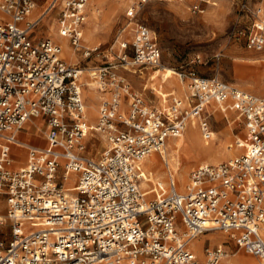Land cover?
I'll use <instances>...</instances> for the list:
<instances>
[{"label": "built area", "instance_id": "2783aa9c", "mask_svg": "<svg viewBox=\"0 0 264 264\" xmlns=\"http://www.w3.org/2000/svg\"><path fill=\"white\" fill-rule=\"evenodd\" d=\"M89 0H0V264H221L230 262L223 243H191L207 233L225 234L257 264H264V95L244 90L218 75L201 74L199 58L169 68L186 95L160 93L166 107L147 99L155 88H133L123 70L139 77L165 69L155 32L144 23L117 29L109 53L87 67L103 96L93 131L103 146L86 150L89 128L80 75L62 47L48 37L33 39L40 21L56 12L58 35L89 58L83 47ZM151 0H133L132 19ZM184 2L192 13L209 0ZM248 24L237 30L250 49L264 46V0H239ZM38 9L36 14L34 10ZM86 68V69H87ZM106 94V95H105ZM224 104L242 121L245 150L217 163H200L182 190L168 180L152 181L143 161L159 153L192 118L211 138L209 105ZM41 121L44 146L17 137ZM26 149L24 165L13 167L12 146ZM167 166V164H165ZM62 180V181H61ZM66 182L73 185L69 190ZM243 264V263H235Z\"/></svg>", "mask_w": 264, "mask_h": 264}, {"label": "rangeland", "instance_id": "374dc122", "mask_svg": "<svg viewBox=\"0 0 264 264\" xmlns=\"http://www.w3.org/2000/svg\"><path fill=\"white\" fill-rule=\"evenodd\" d=\"M238 1L239 0H209L208 3L203 2V12L192 13L188 10L184 2L151 0L142 4L137 10L136 15L129 20L125 16V11L133 0H124L118 8L115 6V9L108 10L110 11L108 19L105 16L107 14H104L105 12L102 9L100 10L98 18L96 19L97 22L94 25L96 39L92 43L85 39L86 24H88L87 22L89 21L93 9L92 0H89L88 6L86 7V24L84 26L81 43L83 47H89L90 44L96 45L97 43L100 44L99 48L94 51L89 58H83L81 51L75 52L73 49L72 51L75 53L74 57L71 58L67 56L64 51L62 55L68 63L77 64L84 68L98 65L105 60V54L109 53L110 45L113 43L120 25L127 21L141 22L155 32L158 45L161 49V63L163 66L167 68L186 66L191 63L193 58H199V62L196 63L195 67L201 74L218 75L221 79L233 83L244 90L256 94H264V47L258 50L247 48L245 45V36L238 35L237 30L248 24L246 16L240 13L237 8L236 4ZM49 21L50 18L48 17L44 21V27L36 29L35 34H38L37 37H46L49 35ZM49 36L53 38L56 37L59 43H61V37L54 34V31L53 34ZM65 42L67 46H69L66 39ZM123 73L132 83L133 88L141 91L142 83L145 80L137 78L136 75L126 70H123ZM82 76V81L92 78L87 72H83ZM159 77L160 74H155L153 78L152 82L155 86L161 84V79ZM176 84L178 88L181 86L185 88V86L181 85L179 82H176ZM185 89H182L180 95L186 94ZM81 90L82 96L85 99L86 113H88V123L91 130L85 137L86 151L91 155H98L102 149L103 141H101L99 135L93 131V126L97 118V107L100 99H97V96L95 97L94 109H92L93 114L91 115V113H89L91 108L88 105L90 101L89 95L86 96L82 86ZM161 90L166 91L165 88ZM145 96L147 99L153 100L154 103L158 101V98L151 93L149 94L148 91H145ZM218 107L219 106L215 103L209 105L208 113L210 115L208 120L211 129L214 130L212 132L216 131V136L225 140L223 146H227V151L222 155H215V157L211 153H201L188 158L185 157L184 151L181 150L182 159H180L178 172H184L185 178L183 180L180 174L177 175V183L180 190H182L187 182L189 172L198 164L217 163L245 150L247 138L242 121L236 118L235 113L230 110H226V113L223 115L222 112L218 111ZM193 123L194 121L192 120L189 122L190 125H193ZM225 130L228 131V136L223 134ZM38 133L41 134L42 132L38 130ZM185 133L186 129H184L182 135L185 136ZM21 138H24V134L21 135ZM235 139L237 142L239 140L238 144H236L237 146L233 144ZM220 144V139L218 142H215L216 146ZM156 155L157 158L160 159L159 155ZM12 157L14 160L18 159V156L13 155V150ZM14 160L12 163L13 167L22 166L25 163V158H22V163L15 162ZM160 168L162 172L160 174H155L154 180L152 181L160 180L166 183L169 170L165 163L163 164L162 162H160ZM66 184L73 188L74 184L69 182H66ZM8 228V220L0 225V229L3 231H8ZM213 233L217 235L215 238H203V235L198 236L195 238L197 239L196 241H192L191 247L197 252H202L203 244H216L222 241L221 243L225 242L224 245L230 253L239 251L235 243L225 234L220 232ZM240 250L245 251L244 249ZM247 254L249 253L247 252ZM250 259L251 262L248 264L257 263L256 258L251 257V255ZM231 264H235V262Z\"/></svg>", "mask_w": 264, "mask_h": 264}, {"label": "bare ground", "instance_id": "6f19581e", "mask_svg": "<svg viewBox=\"0 0 264 264\" xmlns=\"http://www.w3.org/2000/svg\"><path fill=\"white\" fill-rule=\"evenodd\" d=\"M122 2H124V0H92L93 9L91 11L89 21L87 22L88 24H86V30H85V39L87 41H90V42L93 43L94 40L96 39L94 25L97 22L96 19L98 18L100 10L102 9L105 12L104 14H107L105 16L108 19L109 12H110L108 10L115 9V6H116V8H118ZM54 23L55 22L53 21V23L50 24L49 33H48L49 35H52L53 31H54V34L57 35V32L55 31V28H53L54 27ZM85 23H86V20H85ZM127 24L128 25L126 26V29L130 30V28L133 26L134 22L133 21H128ZM61 42H62V47H63V49L61 51V56L63 57L62 54H63V51H64V53L67 56H69L71 58L74 57L75 53L72 51L71 47L67 46V44H66V42H65V40L63 38H61ZM94 46H96V45L95 44H90L89 47H94ZM259 58H261V57H259ZM167 71H171V70L169 68L165 67V69L161 68V69H158L157 71L152 73V77H155V74L156 75L160 74L159 78L161 79L160 80L161 81V85L155 87V89L157 90V93L159 95H160V93L161 94L164 93L161 90V86H164L165 84H169L170 83L168 81V79L165 78L166 74H167ZM83 72H87L90 77H92V75L90 73V69L84 68V69H82L81 75H80V78H79L80 84L84 88L86 96L89 95L88 97L90 98V101L89 102L87 101V102H88V105L91 108L89 113H91V115H92L93 114L92 113V109H94V104H95V100H96L95 97H96V94H97L95 92L96 91L95 90L96 80H94L93 79L94 77H92L91 79H86L85 81H82L83 80V76H82ZM153 74H154V76H153ZM182 89L184 90L185 88H183L181 86L179 88V91L181 92ZM182 96H184V95H182ZM158 104L161 105L162 107H166L165 100L162 97L159 98ZM218 111L222 112V113H224L226 111V107L224 106V104H221V106L218 107ZM85 113H86V109H85ZM87 114L88 113H86V117L88 118ZM97 114H98V109H97ZM191 120L194 121L193 125H190L189 124L190 121H188L186 123V126L184 127V129H186V133L184 134L185 136L182 135V133H183L182 132L180 134V136H178L176 138H170L167 141L166 146L162 150H160L159 153L153 152L143 161V167L148 172V175L146 176L148 179L154 180L153 179L155 177L154 175L158 174V173L160 174L162 172V169L160 168V162H162L163 164L164 163L167 164V169L169 170V174L174 179V181L176 183V188L179 189L178 183H177L178 182L177 181L178 180V176L177 175L180 174L181 179H183V180L185 178L184 172H180V171L178 172V166H179V163H180V159H182L181 153H180L181 150L184 151L185 157H188V158L189 157H193L195 155H199L201 153L202 154L211 153L215 157V155H222V154H224L227 151V148H226L227 146H225V147L223 146V144L225 142L224 139H222L221 137H217L215 132L211 131V138L208 139V140H205L202 137V134H201L200 129L198 127L197 119L194 117ZM199 136H200V138H199ZM219 139H220L221 144L216 146L215 142H218ZM238 142H239V140H238ZM238 142L235 139V142L233 141V144L236 146V144H238ZM165 148H166V150H165ZM156 154L159 155L160 159L157 158ZM215 159H217V158H215ZM65 187H67L69 190L73 189L70 185H67V184H65ZM216 236L217 235H215L214 233H210V234H205L202 237L203 238H206V237L215 238ZM196 240L197 239L194 238L192 241H196ZM231 261L235 262V263L239 262V263L248 264V263L251 262V259H250V255L247 254V252H245L243 250H239L238 252L235 253V255H233L231 257ZM232 262H230V263H232Z\"/></svg>", "mask_w": 264, "mask_h": 264}, {"label": "crops", "instance_id": "0c3cea01", "mask_svg": "<svg viewBox=\"0 0 264 264\" xmlns=\"http://www.w3.org/2000/svg\"><path fill=\"white\" fill-rule=\"evenodd\" d=\"M37 11H38V9H35L34 10V12H33V14H36L37 13ZM50 18V23H49V25H48V27H50V24L51 23H53V21L55 22L54 23V27L53 28H55V30H56V32H57V22H56V12L55 11H53V12H51L47 17H45L42 21H40V23L38 24V26L34 29V31L32 32V34H31V37L33 38V39H39V38H42V37H37V35L35 34V32H36V29H39V28H43L44 27V21L47 19V18ZM84 26H85V24H84ZM84 26H83V30H84ZM40 31V30H39ZM38 31V32H39ZM57 35H58V33H57ZM48 36V38H50V39H52V40H54L56 43H59V40L55 37V38H53V37H50L49 35H47ZM46 36V37H47ZM58 37H61V38H63L64 40L66 39L67 40V38H65V37H62V36H60V35H58ZM67 42H68V40H67ZM60 45H61V47H62V42L61 43H59ZM68 44H69V42H68ZM70 46V45H69ZM71 47V46H70ZM264 47V46H263ZM62 49H63V47H62ZM64 57V56H63ZM65 58V57H64ZM155 70H152V69H147V70H145V71H143V74H141L140 76L141 77H139L137 74H134V75H136V77L137 78H140V79H144L145 81L142 83V85H147L148 87L150 86L151 88H155L156 86L153 84V78L154 77H152V73L154 72ZM133 74V73H132ZM173 75L174 74H172L171 73V71H167V74H166V79H168V81L170 82L169 84H165L164 86H161V89L162 88H165V90L166 91H163V92H171L172 94H174L175 96H178V97H183L182 95H180L181 94V92L179 91V88H178V85L176 84V82H179V80L176 78V76L174 75V77L176 78H174L173 77ZM178 80V81H177ZM150 81V82H149ZM181 85H184V84H182L181 82H179ZM161 84H159L158 86H160ZM95 92L97 93V99L99 98V99H101V97L103 96V94L102 93H100V92H98L97 91V89H96V87H95ZM137 90V89H136ZM156 90V89H155ZM140 91V90H139ZM143 93H144V95H145V91H143ZM106 95V94H105ZM153 96H155V97H157L158 98V100H159V98H161L160 96H159V94L157 93V90H156V92L154 93V94H152ZM184 95H186V94H184ZM260 95H264V94H260ZM146 97V96H145ZM84 101H85V99H84ZM157 103H158V101H157ZM96 104H97V102H96ZM213 104V103H212ZM212 104H210V105H212ZM226 107V106H225ZM226 110H230V111H232L229 107H226ZM226 113V111L223 113V115ZM97 116V115H96ZM42 123H41V121H39V120H37L35 123H28V124H26V126H25V129L24 130H21V131H19L18 132V134H17V137H18V139L20 140V141H22L23 143H25V144H28V145H37V146H44V145H46L47 144V141H46V139H45V137H44V135L41 133V134H39L38 133V126L40 127V129H41V127H42V125H41ZM212 131H214V130H212ZM216 132V131H215ZM22 134H24V138H21V135ZM224 135H226V136H228L229 134H228V131H226L225 130V132L223 133ZM237 146V145H236ZM18 149V150H17ZM12 150H13V155H15V156H18V159L17 160H14L15 162H21L22 163V158H25V154H26V149L25 148H23V147H20V146H16V145H14V146H12ZM22 152H24V153H22ZM25 162H26V159H25ZM25 164V163H24ZM23 164V165H24ZM19 167V166H18ZM217 243H219V242H217ZM221 243V242H220ZM246 251V250H245ZM247 252V251H246ZM198 254H202V252H197ZM233 255H235V254H233ZM233 255H231L230 256V259H229V261L230 262H232L231 261V257L233 256ZM251 255V254H250ZM251 257H252V255H251ZM254 257V256H253ZM254 258H256V257H254ZM256 260H257V258H256ZM230 262H228V263H226V262H222L221 264H231ZM257 262H258V260H257ZM244 264V263H243ZM251 264H254V263H251ZM255 264H257V263H255Z\"/></svg>", "mask_w": 264, "mask_h": 264}]
</instances>
